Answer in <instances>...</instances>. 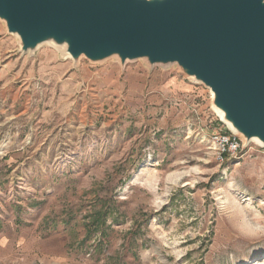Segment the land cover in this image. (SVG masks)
<instances>
[{"label":"rangeland","instance_id":"obj_1","mask_svg":"<svg viewBox=\"0 0 264 264\" xmlns=\"http://www.w3.org/2000/svg\"><path fill=\"white\" fill-rule=\"evenodd\" d=\"M47 42L0 18V264H264V147L211 89ZM218 134L241 144L223 163Z\"/></svg>","mask_w":264,"mask_h":264},{"label":"water","instance_id":"obj_2","mask_svg":"<svg viewBox=\"0 0 264 264\" xmlns=\"http://www.w3.org/2000/svg\"><path fill=\"white\" fill-rule=\"evenodd\" d=\"M23 50L178 64L248 141L264 142V0H0Z\"/></svg>","mask_w":264,"mask_h":264},{"label":"built area","instance_id":"obj_3","mask_svg":"<svg viewBox=\"0 0 264 264\" xmlns=\"http://www.w3.org/2000/svg\"><path fill=\"white\" fill-rule=\"evenodd\" d=\"M213 141L217 145V158L222 163L241 152V144L236 135L218 134Z\"/></svg>","mask_w":264,"mask_h":264},{"label":"bare ground","instance_id":"obj_4","mask_svg":"<svg viewBox=\"0 0 264 264\" xmlns=\"http://www.w3.org/2000/svg\"><path fill=\"white\" fill-rule=\"evenodd\" d=\"M147 1L152 2L153 0H147ZM45 43H50V42H45ZM42 44H43V43H42ZM40 45H41V44H40ZM38 47H39V46H38ZM68 55H69V54H68ZM69 58H70V56H69ZM219 112H220V115H221L222 119L228 124V126L230 127V129L233 130L234 132L238 133V131H237V129L234 127L233 123L230 122V121H226V120L224 119V113L221 112L220 110H219ZM250 141H252V142H257V143L260 144L262 147H264V142H263L261 139H259L258 137H255V138H253V139L250 140Z\"/></svg>","mask_w":264,"mask_h":264},{"label":"crops","instance_id":"obj_5","mask_svg":"<svg viewBox=\"0 0 264 264\" xmlns=\"http://www.w3.org/2000/svg\"><path fill=\"white\" fill-rule=\"evenodd\" d=\"M9 144H11V145H9ZM3 146H5L4 148L8 152V149H13L16 146V143L15 142H12V140H10V139L0 140V147L2 148ZM20 147L22 148V146H20ZM13 152L17 153L19 151L16 150V151H13ZM13 156H16V155H12V157Z\"/></svg>","mask_w":264,"mask_h":264},{"label":"trees","instance_id":"obj_6","mask_svg":"<svg viewBox=\"0 0 264 264\" xmlns=\"http://www.w3.org/2000/svg\"><path fill=\"white\" fill-rule=\"evenodd\" d=\"M98 215V214H97ZM102 218L100 219V222H104L105 220H106V217H107V212H105L102 216H101ZM92 218V217H91ZM95 220H98L97 218H96V215H94V217H93ZM89 225V224H88ZM95 226V225H94ZM93 227V224L91 225V223H90V225L88 226V228H87V233L89 234H91V228Z\"/></svg>","mask_w":264,"mask_h":264}]
</instances>
